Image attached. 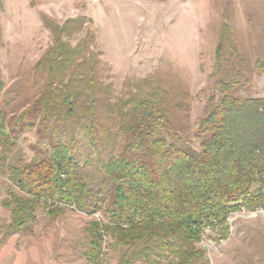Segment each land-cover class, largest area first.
Masks as SVG:
<instances>
[{
	"label": "rangeland",
	"instance_id": "rangeland-1",
	"mask_svg": "<svg viewBox=\"0 0 264 264\" xmlns=\"http://www.w3.org/2000/svg\"><path fill=\"white\" fill-rule=\"evenodd\" d=\"M99 1L0 0V75L5 83L1 101L13 119L39 95L35 66L52 44L45 17L57 24L81 16L93 20L91 28L102 52V79L111 84L113 104L128 98L143 79L164 88L173 100L168 137L178 146L201 150L205 134L200 132V121L225 94L264 98V0ZM224 31L219 64L216 53ZM38 129L24 132L7 162L0 163V264H91L89 225H109L105 206L113 184L101 170L109 151L96 149L87 129L74 130L70 141L67 133L59 137L41 124ZM53 135L70 145L94 194L92 204H100L101 210L84 211L69 202L37 199L33 218L25 230L17 231L14 211L33 197L14 183L10 167L43 159ZM259 207L264 209V204L241 205L228 214L227 218L231 213L236 218L221 248L214 228L206 225L197 244L206 250V260L197 264H264V212L252 213ZM53 210L63 212L52 215ZM203 240H213L215 245L207 248ZM106 246L103 264H150L144 259L150 254L148 244L116 250L108 235ZM152 257L157 259V253Z\"/></svg>",
	"mask_w": 264,
	"mask_h": 264
},
{
	"label": "trees",
	"instance_id": "trees-1",
	"mask_svg": "<svg viewBox=\"0 0 264 264\" xmlns=\"http://www.w3.org/2000/svg\"><path fill=\"white\" fill-rule=\"evenodd\" d=\"M92 23L87 16L62 24L44 18L52 44L35 66L39 95L18 118L3 106L5 83L0 75V163L7 162L24 132L40 130L38 124L59 137L67 133L69 141L74 130L87 129L94 147L109 151L101 170L113 184L105 206L109 225H89V262L96 264L102 254L103 233L116 250L148 244L150 254L144 259L150 264L205 262L206 250L197 244L206 225L224 226L225 235L231 211L264 204V98L225 94L200 121L205 134L201 150L178 146L168 137L173 100L158 83L143 79L128 98L111 102L112 88L102 79V52ZM223 33L216 53L219 64ZM78 34L84 35L75 42ZM54 135L43 159L10 167L14 183L33 197L14 211L17 231L25 230L33 218L37 199L101 210L100 204H92L94 194L70 145Z\"/></svg>",
	"mask_w": 264,
	"mask_h": 264
},
{
	"label": "built area",
	"instance_id": "built-area-1",
	"mask_svg": "<svg viewBox=\"0 0 264 264\" xmlns=\"http://www.w3.org/2000/svg\"><path fill=\"white\" fill-rule=\"evenodd\" d=\"M48 202H54V203H59V202H57V201H48ZM242 212L243 213H246V210L245 209H243L242 210ZM264 212V209L263 208H257L254 212H252L253 214L255 213V214H260V213H263ZM241 213V212H240ZM235 218H236V215H235V213H231V215L227 218V222H226V226H227V231H226V234L225 235H223L224 233H223V226H221V225H216L215 227H214V231L216 232V234H217V241H216V244L218 245V248H221L224 244H226V242L228 241V239H229V236L232 234V232H233V229H232V227H233V222H234V220H235ZM207 232V230H205V233ZM102 233H103V231H102ZM222 235V236H221ZM203 237H204V235H203ZM103 245H102V254L100 255V257L98 258V261H97V263L96 264H103L104 263V260H105V258H106V253L109 251V249L107 248V246H106V243H107V239H108V236L105 234V233H103ZM210 243H212V244H214L215 245V242L213 241V240H203V244H204V246L205 247H207V248H211L212 246H214V245H211Z\"/></svg>",
	"mask_w": 264,
	"mask_h": 264
},
{
	"label": "crops",
	"instance_id": "crops-1",
	"mask_svg": "<svg viewBox=\"0 0 264 264\" xmlns=\"http://www.w3.org/2000/svg\"><path fill=\"white\" fill-rule=\"evenodd\" d=\"M95 2H97V3H100V1L99 0H94Z\"/></svg>",
	"mask_w": 264,
	"mask_h": 264
}]
</instances>
